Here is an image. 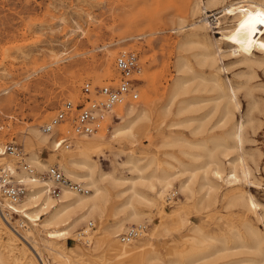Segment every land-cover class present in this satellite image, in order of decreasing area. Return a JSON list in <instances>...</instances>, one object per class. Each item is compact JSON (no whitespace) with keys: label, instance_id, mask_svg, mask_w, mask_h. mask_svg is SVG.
Segmentation results:
<instances>
[{"label":"rangeland","instance_id":"1","mask_svg":"<svg viewBox=\"0 0 264 264\" xmlns=\"http://www.w3.org/2000/svg\"><path fill=\"white\" fill-rule=\"evenodd\" d=\"M196 1L199 0H0V147L5 143L15 142L23 147L30 164L35 155L41 162L49 164L48 166L58 165L65 173L60 154L77 151L79 141L95 142L92 159L97 163L98 171L107 178L104 213L95 214L80 222L69 238L57 240L59 246H62L61 249L68 255L67 259L45 246L40 238L41 234L32 222L24 219L20 213L13 212L8 215L7 212L6 216L11 221V230L9 231V228L7 231L15 235L17 244L9 246L6 234H3L0 239V253L5 264H27L31 257L39 264L29 248L33 245L32 240L21 238L25 229V226L21 225L23 223L34 228L42 251L40 255L46 264H158L150 263L146 258H120L112 243L116 240L122 244L123 241L121 242L119 236L115 237L113 232L118 229V220L125 216L124 212L127 210L124 211L123 205L130 196L127 178L132 172L129 170L128 154L135 153L147 159L156 156L160 161H164L173 160L169 155L171 152H180L178 154L183 157L184 162H192V158L181 153L184 149L191 150V145H166L162 136L157 134L154 121L161 107L168 103V89L178 76V45L189 29V26H186L179 30L178 26L181 20H184L185 25H189L205 17L202 13L192 14ZM231 1L236 0H226L224 4ZM208 14L211 15L208 17L211 23L208 35L215 40L213 37L219 38L220 34L216 33L218 29L213 27L218 22L222 27L233 22L225 15L221 5L212 8ZM204 43L206 41L187 46L185 53L192 61L193 70L199 75L192 87H197V84L201 86L199 95L208 99L214 97L215 92L206 90L211 84L202 79V76L206 78L211 68L202 65L199 61L202 57L196 55L203 51ZM220 45L223 49L226 48L225 50L229 49L228 44L224 42ZM131 50L140 56L141 72L137 74L138 99L117 106L114 115L102 121L94 134L77 136L71 123L64 122L54 133L48 135L50 140L45 145L31 139L33 129L37 127L43 130L42 126L49 122L67 101H72L74 107L82 103L87 82L91 83L92 87L112 84L118 75L115 70L116 57L120 52ZM257 56L264 58L262 53H257ZM224 61L230 68L224 77L229 76L236 83L242 80L241 83H246L248 88L243 87L238 94L240 109L236 111L234 118V122H245L243 150L219 152V156L221 162H224L222 165L225 173H228L232 160L243 153L245 161L252 167L253 180L259 184H249L246 181L227 184L219 180L218 188L207 194L209 188L201 189L204 172L200 170L191 196L181 191L177 178L163 198L156 197L150 189L143 188L142 193L148 198L157 199V202L140 205L145 213L142 221L145 230L143 236L133 242L135 245L145 248L152 245L153 250H160L169 256L173 254L175 247L184 249L185 244L180 238H190L191 227L195 224L205 226L209 237L219 239L227 233V225L230 223L235 224L244 233L245 225H253L264 232V62L249 68L233 57H225ZM201 105L202 109L197 114L207 116L208 120L202 135L196 138L191 132V127H173V130L181 132V135L191 142L210 135L226 136L230 126L222 128L217 125L221 113L212 110L215 107L214 101H205ZM129 106L151 109L153 119L152 123L150 122V133L137 129L133 137L116 134V129L127 120L126 110ZM172 108L174 112L177 111L176 105ZM190 115L184 113L176 117L170 116L167 121L171 122L175 118L185 119ZM164 129L168 134V128ZM60 134L72 137L70 148L56 149L54 139ZM209 146L213 147V143L210 142ZM197 150L199 151L197 147L193 149ZM207 153L206 149L205 156L195 162L208 164L211 159ZM8 160L12 163L14 161L12 158ZM33 166L38 171L37 167ZM176 166H179L178 162ZM213 167L215 164L211 169ZM168 168L176 169L173 166ZM209 176L211 177V172ZM243 192L253 195L259 203L258 215L261 219L243 200L236 199ZM179 215L188 218L189 222L180 225ZM2 216L1 213L0 222L4 221ZM89 222H93L94 226L89 236L90 245H87L78 234ZM138 224L126 221V229L119 234L126 232L131 226H139ZM19 234L22 236L19 237ZM101 237L105 238L106 243L98 247L97 240ZM214 243L223 246L221 240H215ZM22 246L28 248L26 255L20 251ZM231 253L236 255L224 257L223 254L221 259L211 264H231L235 259L244 257L249 259L244 264H256L253 259L262 260L261 255L246 250L242 253L234 250ZM40 255L39 261L42 264Z\"/></svg>","mask_w":264,"mask_h":264},{"label":"bare ground","instance_id":"2","mask_svg":"<svg viewBox=\"0 0 264 264\" xmlns=\"http://www.w3.org/2000/svg\"><path fill=\"white\" fill-rule=\"evenodd\" d=\"M225 2L226 0L196 1L192 7V14L202 13L205 14V17L199 22L193 21L189 25H185L184 20H181L178 26L179 30L184 29L186 26H189V29L185 32L184 39L178 45L179 51L176 59L178 76L173 85L168 89V103L161 107L154 121V128H156L157 134L162 136L163 142L166 145L172 147L186 143L191 145V150L184 149L181 153L192 158V162H184L182 160L183 157L178 154L180 152H171L169 155L173 160L164 161H160L156 156L147 159L146 157H139L135 153L128 154L129 170L132 172L127 178L129 182L127 190L130 191V196L123 205L125 208L124 211L127 210L124 212L125 216L118 220V229L113 232L115 237L120 235V231L126 229V221L143 225L142 221L145 213L142 211L140 205H151L157 202V199L148 198L143 194V188H148L155 193L156 197L163 198L177 178L180 182L181 191L191 196L193 195L194 184L196 183L198 171L200 170L204 172V182L201 183V189L209 188L207 194H210L212 190L218 188L217 183L219 180L227 184H236L241 181H246L249 184L257 182L253 180L252 167L245 161L243 153L232 160L230 171L225 173L219 152L227 153L231 150L242 152L243 150L245 122L244 120L234 122V118L236 111L240 109L238 94L243 87L248 88V85L241 83L242 80L240 83H236L231 77H224V74H228L230 70L224 60L225 57H233L237 62L245 64L249 68L260 62H264L263 57L257 56V53L264 54V0H236L224 4ZM219 5L223 7L225 15L231 18L233 23L222 27L220 22H218L213 28L218 29L215 32L220 34V37H213L215 40H212L208 35V30L211 27V23L208 20V17L211 15L208 12ZM201 41H206V43H204L203 51L201 50L202 52L196 55L202 57L201 59L199 58L200 60L198 59L202 65H207L211 68L206 78L201 76L202 79H205L211 84L210 88L206 84L208 85L206 90L215 92V96L213 95L214 97L208 99H204L199 95V92L202 90L200 89L201 86H198L196 83L197 87L195 85V87H192V83L199 78V75L193 70L192 61L185 53L187 46L190 47L191 44H196ZM221 42L228 44L229 49H223V46L220 45ZM249 93L251 94V92ZM205 101H214L215 107L214 109L211 107L212 110L220 111L221 117L217 125L222 128L230 126V128L226 136L216 137L210 135L207 138L202 137L191 142L183 134L181 135V132H175L173 127H191V132L196 138L202 135L205 132V125L208 124H206L207 116H201L197 113L201 111L202 108L200 106ZM251 104L254 105V103ZM174 105L177 106L176 112L172 108ZM251 110L252 107L248 112L249 118ZM126 111L128 116L127 120L116 129L117 135L133 137L137 129H141L145 133L151 132L153 115L150 108L129 106ZM184 113H190L191 115L185 119L175 118L171 122L167 121V118L170 116L176 117ZM165 127L168 128V134L164 129ZM31 135V139L40 145H45L50 140L48 136L50 133H46L37 127L33 129ZM210 142L213 143V147L209 146ZM94 143L79 141L77 143V151L60 154L65 173L71 178L67 177L83 184L88 189V192H78L69 187H64L60 193L61 195L54 197L43 189L41 182L33 183L34 186H31L30 191L20 203H10L11 209L7 208L8 211L5 210L6 213L5 211L2 213L0 209L3 215L1 218L4 220L0 222V239L3 238V234H6L7 244L9 246L12 247L17 244L15 235L7 231L9 228V231L11 230V221L6 216L7 212L9 215L15 209L16 213H20L24 219L32 222L35 229L41 234L40 238L42 242L49 250L62 258H68L65 250L61 249L62 246H59L57 240L69 238V235L73 233L80 222L95 214L102 215L107 202V188L105 183L107 178L98 171L97 163L92 159ZM196 147L199 148V151H193ZM206 149L208 150L207 155L211 161L206 165L196 163L195 161L205 156ZM0 155H3V149L1 147ZM2 158L8 159L9 157L3 155ZM143 161L146 162L142 163ZM177 162L179 166H176ZM213 164H215V167L211 169ZM31 165L37 167L38 173L44 172L49 167V164L41 162L35 155L31 158ZM168 166H173L176 169H169ZM210 172L211 177L209 176ZM23 175L27 179L31 178L27 171H23ZM236 199L243 200L246 206L257 214L258 218L261 217L258 213V209L260 208L259 203H257L253 195H246L243 192ZM178 218L180 225H185L189 222V219L182 215H179ZM21 225L25 226L24 236L19 234V237L22 236L21 238L24 237L32 240L33 245L29 247L30 251L33 254L32 256H35L34 258L41 264L38 255L42 251L40 244L36 240L34 228L28 224L24 225V223ZM227 226V233L219 239L214 236L209 237L205 226L193 225L191 227L192 233L189 235L190 238H180V241H183L185 244L184 249L180 250L178 247H175L176 249L173 251V254L171 253L169 256L160 250H153L152 245L149 248L135 245L133 242L137 241L138 239L136 238L138 237L126 242L121 241V245L118 243L119 241L115 240L112 246L117 250V255L121 256L120 258H129L130 260L146 258L150 263L158 264H211L221 259L223 254L225 255L224 257H230L233 254L236 255L235 253H231L234 250H239L240 253L246 250L261 255L262 260H253L256 264H264V232L253 225H245L246 233L242 232L235 224L230 223ZM43 234L45 235L43 236ZM78 235L82 239L81 233ZM89 236L90 232L87 238L90 242ZM215 240H221L223 246L216 245L214 243ZM105 243L106 240L104 237L97 240L98 247H101ZM27 249L25 246L20 247V251L24 255L27 254ZM29 259L27 264H36L32 257ZM40 259L43 262L42 264H46L41 255ZM248 260L245 257L244 259H235L231 264H244ZM0 264H5L1 253ZM226 264L229 263L227 262Z\"/></svg>","mask_w":264,"mask_h":264},{"label":"built area","instance_id":"3","mask_svg":"<svg viewBox=\"0 0 264 264\" xmlns=\"http://www.w3.org/2000/svg\"><path fill=\"white\" fill-rule=\"evenodd\" d=\"M115 66L117 78L112 84L92 87L87 82L84 86V98L82 103L74 107L72 101H67L63 108H59L57 113L46 122L42 129L46 133H53L57 126L64 122L72 125V130L77 136L95 133L102 121L108 116L114 115L115 108L128 101L138 99V76L141 72L140 56L137 52L123 51L116 57ZM76 111H75V110ZM72 137L64 134L58 135L55 141L56 149L70 148ZM3 155L12 158L13 163L8 159H3L0 155V209L2 213L8 211L10 203H20L30 191L35 182H41L43 189L52 196H59L64 187H69L78 192H88V189L81 183L74 182L66 176L58 165L49 166L44 172L38 173L26 158L23 147L15 142H8L1 146ZM27 171L30 179L23 175ZM11 209V208H10ZM14 214L16 210L14 209ZM93 222L81 230L82 241L90 245L87 240L89 232L93 229ZM145 226H131L128 230L119 235L121 241L126 242L142 235ZM85 238L86 240L84 241Z\"/></svg>","mask_w":264,"mask_h":264}]
</instances>
